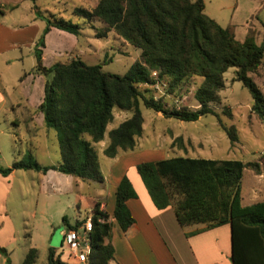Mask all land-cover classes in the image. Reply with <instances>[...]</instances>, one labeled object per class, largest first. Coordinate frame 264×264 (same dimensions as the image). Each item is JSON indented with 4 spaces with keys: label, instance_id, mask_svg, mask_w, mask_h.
I'll return each instance as SVG.
<instances>
[{
    "label": "trees",
    "instance_id": "1",
    "mask_svg": "<svg viewBox=\"0 0 264 264\" xmlns=\"http://www.w3.org/2000/svg\"><path fill=\"white\" fill-rule=\"evenodd\" d=\"M203 0H97L91 7L74 6L72 11L82 22L93 27L95 36H105L109 29L140 49L139 59L133 60L122 73L105 71L100 63H88L79 56L54 61L48 66L40 62L43 34L50 27L77 34L81 25L60 15L41 14L45 21L39 39L34 42V70L44 77L43 93L36 108L46 126L57 131L59 159L40 164L29 150L26 158L13 159L8 166L0 165V173L12 168L61 172L87 180H102L93 142L102 139L106 124L112 119V108L129 110L130 114L107 130V143L102 153L113 156L118 149H130L142 131L139 101L155 111L179 119L194 120L200 114L217 113L210 103L217 102V91L224 86L223 71L233 67L232 78L239 80L251 96L250 110L264 121V94L252 79L262 65L264 25L256 43L250 35L235 38L232 30L217 23L203 11ZM94 18L104 24L93 25ZM155 74H151V70ZM199 77L194 87L196 106L166 107L150 89L163 82L165 90L174 91ZM142 86V87H141ZM230 114L228 107L222 108ZM230 144L238 139L233 124H225L216 116ZM15 133V132H14ZM179 140L180 136H175ZM247 167L261 173L260 162L237 158L191 157L172 155L135 164L148 194L157 208L171 205L179 224L203 223L211 227L229 224L231 264H264V199L242 203L240 178ZM135 196L128 177L123 174L114 189L112 217L123 229L133 221L125 199ZM87 217L90 250L86 264H107L113 247L105 240L111 221L99 199L93 200ZM85 218V217H84ZM69 222L61 215L64 228H75L81 221ZM27 236V233H25ZM0 252L9 258L3 246ZM37 248L27 246L18 264H37ZM43 264H80L59 257L56 248L47 246Z\"/></svg>",
    "mask_w": 264,
    "mask_h": 264
},
{
    "label": "rangeland",
    "instance_id": "2",
    "mask_svg": "<svg viewBox=\"0 0 264 264\" xmlns=\"http://www.w3.org/2000/svg\"><path fill=\"white\" fill-rule=\"evenodd\" d=\"M27 1L30 6L35 5L41 14L48 15L53 13L78 22L81 25L77 34L63 31L66 34L65 37H58L56 33H52L57 30L55 28L50 29L49 32L47 29L44 32V34L46 32L49 34L46 50L51 48L52 45L59 43L63 46L60 55L55 56L53 61L66 60L70 55L76 54L85 62L100 63L101 68L105 71L122 73L133 60L139 59L140 49L138 47L127 42L112 29H109L105 36H95L92 25L82 22V17L72 11V8L78 5L91 7L97 0ZM203 4L204 13L212 17L220 25L229 27L235 38L242 39L245 35H250L256 43L260 41L264 25V0H203ZM21 8L18 7L17 12ZM35 18L38 24V31L34 36L31 51L34 49V42L41 36L45 25L43 18L39 16ZM92 24L98 26L104 24V22L99 18H94ZM44 46L43 41L40 47ZM32 57L35 61L33 53ZM30 61L31 57L24 56L22 65L28 67ZM261 61L263 62L262 65L250 74L264 94V50ZM20 66V61L9 65L11 77L9 75L8 80H5L8 85L17 83V79L13 78V73L18 71ZM3 69H5V66L0 59V70L4 71ZM232 75L233 67H228L223 71L224 86L217 91L219 100L210 103V105L223 123L235 126L238 135L236 142L230 144L225 131L218 125L217 115L214 112L200 114L194 120H185L173 115H165L161 111H155L139 101V109L142 116L141 134L136 137V143L132 148L118 149L117 152H133L128 156L134 159L135 156H145L150 157L149 160L177 154L191 157L237 158L243 161L256 160L261 165L260 176L252 174L253 171L247 167L242 169L240 178L241 202L244 204L260 198L264 199V121L250 110L251 96L247 88L239 80L233 79ZM42 76L43 78L45 77L43 74ZM199 81V77H190L188 82L171 92L165 90L163 82H158L156 86H151L150 92L153 97H160L166 107L187 105L190 108H194L197 104L193 97V90ZM10 91L11 95L14 96L13 87H11ZM16 97L14 96L12 101ZM225 107L229 108V115L222 111V108ZM112 114V119L105 126L103 135L105 142L107 141V129L117 125L130 112L129 110L113 106ZM12 116L11 114L6 118L0 115V156L2 162L9 161L8 163H10L13 156H15V159L26 158L28 150L31 157L42 164L59 159L56 143L57 131L54 127L44 124L47 128L45 133L42 129L44 127L34 124L35 132H31L32 130L28 126L29 119L21 116H16V119H13ZM175 136H180V139L175 140ZM93 145L96 149L99 167L102 169L108 156L102 153L99 141L94 142ZM134 170L136 171V169ZM17 171L20 173L26 172L24 169H17ZM20 173L18 174L21 175ZM19 175L15 178V185L17 182L22 181ZM101 181L94 180L89 184H95L96 188L100 186ZM83 184L82 191L84 196H82L79 210L82 215H84L86 210L89 212L90 204L88 200L90 196L85 195H87V191L91 190V185H86L88 184L87 181H83ZM8 205L9 208L13 206L9 197ZM14 206H16V203ZM74 208L73 198L71 197L65 207V215L68 219L74 216ZM11 209L18 214L12 215L14 223L16 220L19 225L15 224L17 232L19 231L20 234L24 231L29 232V239L37 248L36 263L42 264L45 261L44 247L48 243L49 236L58 237L56 238L55 246H58L61 240L59 229H61L62 224L58 215L55 218L50 216L52 204L49 198L42 195L37 196L36 191L32 192L31 196L28 197V203L24 207L26 217L22 220L19 216L20 212H17L20 208L12 207ZM52 226L53 234H50ZM17 253L14 252L13 254L14 264L19 263L20 258Z\"/></svg>",
    "mask_w": 264,
    "mask_h": 264
},
{
    "label": "crops",
    "instance_id": "3",
    "mask_svg": "<svg viewBox=\"0 0 264 264\" xmlns=\"http://www.w3.org/2000/svg\"><path fill=\"white\" fill-rule=\"evenodd\" d=\"M18 7L22 8L17 12ZM36 16L35 8L30 6L27 0H0V59L5 66L4 71L0 70V115L8 118V115L12 114L13 119H16V116L25 117V119H29L28 126L32 130L31 132H35L33 125L37 124L44 127L42 129L46 133L47 128L44 126L42 113L36 108L43 93L44 78L33 68L35 61L32 53L34 55V52L31 51L34 36L38 31ZM54 28L57 30L52 33H56L58 37L66 36L63 32L66 30L55 26H50L47 31ZM48 32L44 34L45 46L39 48L40 62L44 66L54 62L55 56L60 55L63 49L60 43L52 45L48 50L45 49L49 41ZM24 56L31 57L28 67L22 65ZM73 56L77 55H70V57ZM18 61L21 62V66L18 71L13 73V78L17 79V83L8 85L5 80H8L10 75L9 65ZM9 86L13 87L14 96H17L14 101H12L14 96L11 95ZM98 141L102 150L107 141L105 142L104 137ZM131 153L133 152H117L110 156V161L108 156L104 167L102 169L99 167L102 181L96 188L95 184H89L94 180L81 179L54 168L44 171L32 168H12L6 174L0 173V246L5 248L9 264H14V252H18L21 259L27 246H35L29 239L28 231L21 233L22 236L19 231L17 232L16 225H19L16 220L14 223L12 217L17 213L13 212L11 208H20L17 212H20L19 216L22 220L26 217L24 207L28 203V197L36 191L37 196L42 195L49 198L52 204L50 216L55 218L58 215L61 222V215H65V207L72 197L75 213L68 220L69 222H73L75 219L81 220L88 215V210L84 212V215L79 211L82 196H84L83 181L88 182L86 185H91V190L87 191L88 193L85 195L90 196L88 203L91 204L96 199L101 200L102 206L110 215L111 225L105 240L112 245L113 253L107 260V264H231L229 224L221 223L211 227H204L203 223L179 224L171 205L157 208L153 204L134 170L137 162L149 160L150 157L135 156L134 159L128 156ZM1 160L0 156V165L3 166L10 165L12 161L8 163L9 161L2 162ZM17 169H24L26 172L20 173ZM123 174L128 177L135 196L125 199L133 221L121 229L111 214L114 189ZM252 174L260 176L261 173L253 172ZM17 175L22 178V181L15 185ZM8 197L13 204L11 208L8 205ZM15 203L16 206H14ZM63 228L62 225L61 229ZM61 229H59V233H61ZM52 232L53 226L50 234H53ZM56 238L58 237H54V235L53 237L49 236L48 243L44 247L45 253L49 245L57 248L55 246ZM66 261L78 263L72 259ZM0 264H5V256L1 252Z\"/></svg>",
    "mask_w": 264,
    "mask_h": 264
},
{
    "label": "built area",
    "instance_id": "4",
    "mask_svg": "<svg viewBox=\"0 0 264 264\" xmlns=\"http://www.w3.org/2000/svg\"><path fill=\"white\" fill-rule=\"evenodd\" d=\"M155 74V70H151ZM158 83H155L156 86ZM90 219L85 217L75 228L61 229V240L56 248L59 257L64 260H75L80 264H86V257L90 250L88 230Z\"/></svg>",
    "mask_w": 264,
    "mask_h": 264
}]
</instances>
